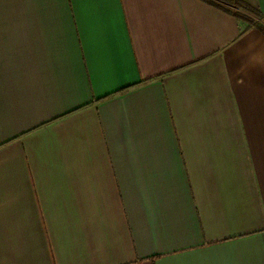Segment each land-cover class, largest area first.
Masks as SVG:
<instances>
[{
    "label": "crops",
    "instance_id": "0c3cea01",
    "mask_svg": "<svg viewBox=\"0 0 264 264\" xmlns=\"http://www.w3.org/2000/svg\"><path fill=\"white\" fill-rule=\"evenodd\" d=\"M0 264H264V32L202 0H0Z\"/></svg>",
    "mask_w": 264,
    "mask_h": 264
},
{
    "label": "trees",
    "instance_id": "16d2710c",
    "mask_svg": "<svg viewBox=\"0 0 264 264\" xmlns=\"http://www.w3.org/2000/svg\"><path fill=\"white\" fill-rule=\"evenodd\" d=\"M202 1L210 3V4L215 5L217 7L223 8L225 11L231 13L235 17H238V18L244 20L248 25H252L253 24L259 30L264 32V23H263L264 22V17L262 15V13L258 9H256V8L252 7L251 5H249L248 3H246V2H244L242 0H221L223 3L226 4V5L225 4L222 5V4H219L218 2H216L214 0H202ZM230 4L231 5L237 4V5H240V6L244 7V8H246V9L254 12L259 17V19L263 20V22L262 21L255 22V20H252V19L246 17L244 14H241L239 12L234 11V9H232L231 6H228Z\"/></svg>",
    "mask_w": 264,
    "mask_h": 264
},
{
    "label": "rangeland",
    "instance_id": "374dc122",
    "mask_svg": "<svg viewBox=\"0 0 264 264\" xmlns=\"http://www.w3.org/2000/svg\"><path fill=\"white\" fill-rule=\"evenodd\" d=\"M228 6H231L232 9H234V11L236 12H239L241 14H244L246 17L252 19V20H257L259 19V17L252 11L240 6V5H237V4H234V5H228Z\"/></svg>",
    "mask_w": 264,
    "mask_h": 264
}]
</instances>
